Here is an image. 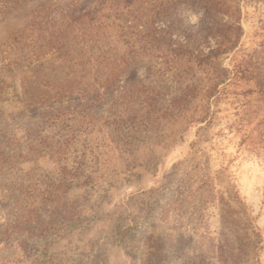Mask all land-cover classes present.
<instances>
[{"label":"rangeland","instance_id":"374dc122","mask_svg":"<svg viewBox=\"0 0 264 264\" xmlns=\"http://www.w3.org/2000/svg\"><path fill=\"white\" fill-rule=\"evenodd\" d=\"M0 264H264V0H0Z\"/></svg>","mask_w":264,"mask_h":264},{"label":"trees","instance_id":"16d2710c","mask_svg":"<svg viewBox=\"0 0 264 264\" xmlns=\"http://www.w3.org/2000/svg\"><path fill=\"white\" fill-rule=\"evenodd\" d=\"M52 14V7L46 8L40 15H37L36 19L32 22L30 25V28L38 27L40 29H45L46 31H49L50 37L44 38V40H47L46 42L51 46V48L58 49V50H65V49H75L72 45L80 47L79 54H80V60L85 61L86 63H91L92 61L99 63L100 65L108 66L109 58H105L102 53L97 54L94 49L96 48V45H92L91 47H84L80 45L82 42L78 35L77 37L73 35V39H75L74 42H72V45L69 43V38L71 37V33L77 29V25L80 23H87L86 20L82 19L84 16H88L89 14H81V15H75V13L70 14L69 12L64 13L59 18L51 19ZM41 21H46L45 26H41ZM90 32L94 31L90 26L87 25L86 27ZM23 34V33H22ZM98 35V33L96 32ZM99 36V35H98ZM104 38V37H102ZM43 46V45H41ZM94 56V57H93ZM138 116V115H137ZM124 121V120H123ZM123 121H120V124L118 125L119 129H124L125 125L121 124ZM125 122V121H124ZM133 125L136 124L135 121H133ZM71 181L69 182L70 185ZM60 185H57V188L54 191H46L43 194L44 202L50 203V201H57L61 200L60 198V192H58ZM34 193V192H33ZM32 193V194H33ZM31 197H35L31 195ZM28 230H32V228L28 227Z\"/></svg>","mask_w":264,"mask_h":264}]
</instances>
